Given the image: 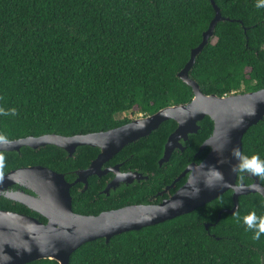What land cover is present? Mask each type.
Returning a JSON list of instances; mask_svg holds the SVG:
<instances>
[{
  "label": "trees",
  "instance_id": "16d2710c",
  "mask_svg": "<svg viewBox=\"0 0 264 264\" xmlns=\"http://www.w3.org/2000/svg\"><path fill=\"white\" fill-rule=\"evenodd\" d=\"M214 1L229 20L217 23L190 77L203 93L218 96L264 88V9L256 8L257 0ZM214 15L210 0H0V110L16 112L0 116V135L14 140L106 131L131 120L118 118L120 114L150 115L189 103L192 88L178 73ZM199 126L183 142L184 150H175L162 166L159 159L177 127L174 120L127 145L114 162L124 161L123 169L136 168L149 178L122 186L116 197L106 198L100 191L110 177L92 176L85 192L82 184L70 189L73 210L96 215L147 203L190 163L207 155L209 149L195 156L212 134L213 122L205 117ZM99 152L81 146L70 157L53 145L0 152V176L42 165L65 173L71 182L73 172L88 167ZM243 153L264 159V118L243 136ZM251 181L247 175L243 181L237 177L238 183ZM232 194L228 190L190 213L121 233L109 242H87L71 255L69 264H264V236L255 241V233L244 223L253 213L264 220L260 194L240 196L234 214L224 213L215 226L205 228L220 210L233 207ZM0 209L38 216L5 198H0ZM27 264L59 263L40 259Z\"/></svg>",
  "mask_w": 264,
  "mask_h": 264
},
{
  "label": "water",
  "instance_id": "95a60500",
  "mask_svg": "<svg viewBox=\"0 0 264 264\" xmlns=\"http://www.w3.org/2000/svg\"><path fill=\"white\" fill-rule=\"evenodd\" d=\"M210 2L215 10L214 18L203 33L202 41L191 50L188 62L178 73V77L192 88L193 97L189 103L167 106L150 115L141 114L126 124L106 131L73 136L52 133L0 143V152H20L23 147L40 149L53 145L66 151L70 157L81 146L100 149L88 167L73 172L75 179L72 182L66 179L65 173L42 165L16 168L0 176V198L19 203L46 219L43 222L26 213L0 209V264H27L40 259L69 264L71 255L87 242L101 238L109 242L112 237L121 233L174 219L212 202L228 190L233 191V207L220 210L214 223L205 224L207 230L209 226H215L224 213L234 214L237 211L240 196L257 193L264 200V186L258 177L248 175L253 179L250 184L238 183V175L232 171L237 163L232 157L233 149L243 152V136L249 128L264 118V88L224 96L205 94L189 75L196 56L214 36L217 23L229 20L222 16L214 0ZM205 117L212 120L213 131L200 145L195 156L207 149L209 151L201 162L190 163L160 193H167L186 177V181L172 195L159 203L130 204L96 215H84L73 210L71 187L83 183L86 190L88 179L93 175L115 172V178L105 189L107 194L121 183L129 184L135 179H148L136 172L121 173L116 167L102 170L103 165L124 147L149 136L164 122L174 120L177 127L165 143L163 156L159 159V166H162L171 159L176 149L184 150L182 143L188 141L191 134L199 131V122ZM213 170L223 174L229 187L218 186L214 190H208L200 183L198 198H186L188 193L177 195L191 180L200 182L207 179L210 182L213 179ZM241 183L244 185L243 190L234 191Z\"/></svg>",
  "mask_w": 264,
  "mask_h": 264
},
{
  "label": "clouds",
  "instance_id": "9594fccd",
  "mask_svg": "<svg viewBox=\"0 0 264 264\" xmlns=\"http://www.w3.org/2000/svg\"><path fill=\"white\" fill-rule=\"evenodd\" d=\"M257 9H264V0H257L256 3ZM8 115H16L15 110H11L10 112H6L0 110V116H8ZM0 143H7L6 137L0 135ZM232 157L237 163L233 166L232 171L234 174L240 177V180L243 181L245 175H251L254 177H258L261 180H264V159H261L260 156H247L239 149H233ZM3 166V161L0 159V167ZM203 183L204 187L208 190H214L216 187H229L224 181L223 174L219 171L213 170V179L209 182L207 179L197 182L191 180L185 188L181 190L177 195L183 196L185 193H188L186 198H198L200 195V187L199 184ZM256 187V186H252ZM244 185L241 183L234 191L243 190ZM259 190V189H257ZM247 229L253 231L255 234L253 239L255 241H260L261 237L264 236V220L259 219L254 213L245 218L244 220Z\"/></svg>",
  "mask_w": 264,
  "mask_h": 264
},
{
  "label": "flooded vegetation",
  "instance_id": "af4514ba",
  "mask_svg": "<svg viewBox=\"0 0 264 264\" xmlns=\"http://www.w3.org/2000/svg\"><path fill=\"white\" fill-rule=\"evenodd\" d=\"M136 115H138V116H140L141 114H136ZM126 117V116H125ZM134 118H136V117H134ZM134 118H130L131 120H133ZM130 120V121H131ZM145 138V137H144ZM142 139V138H141ZM183 144V143H182ZM125 148V147H124ZM123 148V149H124ZM122 149V150H123ZM100 150V149H99ZM121 150V151H122ZM177 150V149H176ZM76 152V151H75ZM99 154V153H98ZM117 155V154H116ZM115 155V156H116ZM114 156V157H115ZM114 157L113 158H111L109 161H107L104 165H103V167H102V170L103 169H107V168H114V167H116V168H118L117 170H119L121 173H127V172H136V173H140L142 176H146V177H148L149 178V175H146V174H144L143 172H141V171H139L138 169H136V168H127V169H123V166H124V164H125V162L124 161H118V162H114ZM93 161V160H92ZM113 162V163H112ZM93 176H96V177H98V178H104V177H110L109 179H108V181H107V183H106V186L104 187V189L102 190V191H100V194H102V195H104L106 198H108V197H110L111 195H113V197H116L117 196V191H118V189H120L122 186H130V185H134L135 183H137V184H141L144 180H147V178L146 179H141V180H137V179H135L133 182H130L129 184H126V183H121L120 184V186H118L117 188H115V189H110L109 190V192H108V194L107 193H105V189H106V187H107V185L115 178V172L114 171H107V173H105V174H102L101 176H98V175H93ZM92 177V176H91ZM247 177H249L248 175H247ZM90 178V177H89ZM252 181H253V179L251 178V177H249ZM176 179V178H175ZM182 181V180H181ZM180 181V182H181ZM185 181H186V177H185ZM251 181V182H252ZM72 182V181H71ZM250 182V183H251ZM179 183V182H178ZM177 183V184H178ZM79 184H82L83 185V183H79ZM88 185H89V179H88ZM75 186V185H74ZM167 186H169V185H167ZM167 186H165L162 190H160V191H157V192H155L153 195H151V196H149L148 198H147V200H148V202L147 203H152V202H154V203H159V202H161L164 198H167V197H169L170 195H172L178 188H176V186L175 187H173L172 189H170L167 193H163V194H160L161 192H163L164 190H165V188L167 187ZM264 186V185H263ZM73 187V186H72ZM71 187V188H72ZM87 189H88V186H87ZM86 189V190H87ZM174 189V191L172 192V190ZM86 190H84V185H83V187H82V189H81V193L82 192H85ZM233 192V191H232ZM113 193V194H112ZM120 196V195H119ZM73 205V204H72ZM126 205H130V204H126ZM125 205V206H126ZM123 207V206H122ZM111 210V209H110ZM105 211V210H104ZM102 212V211H101ZM29 215H32V214H29ZM32 216H35V215H32ZM39 216V215H38ZM38 216H35V217H38ZM42 217V216H41ZM39 218V217H38ZM40 219V218H39ZM44 220H45V222H46V219L44 218ZM44 220H41V221H44Z\"/></svg>",
  "mask_w": 264,
  "mask_h": 264
},
{
  "label": "rangeland",
  "instance_id": "374dc122",
  "mask_svg": "<svg viewBox=\"0 0 264 264\" xmlns=\"http://www.w3.org/2000/svg\"><path fill=\"white\" fill-rule=\"evenodd\" d=\"M125 116H126V117H129V118L138 117V115H136V114L123 113V114L118 115V118H124Z\"/></svg>",
  "mask_w": 264,
  "mask_h": 264
},
{
  "label": "bare ground",
  "instance_id": "6f19581e",
  "mask_svg": "<svg viewBox=\"0 0 264 264\" xmlns=\"http://www.w3.org/2000/svg\"><path fill=\"white\" fill-rule=\"evenodd\" d=\"M165 146V145H164ZM182 151V150H181Z\"/></svg>",
  "mask_w": 264,
  "mask_h": 264
}]
</instances>
